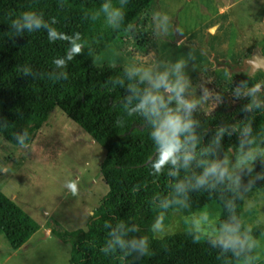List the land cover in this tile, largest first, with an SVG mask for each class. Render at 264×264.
Returning a JSON list of instances; mask_svg holds the SVG:
<instances>
[{
  "label": "trees",
  "instance_id": "obj_1",
  "mask_svg": "<svg viewBox=\"0 0 264 264\" xmlns=\"http://www.w3.org/2000/svg\"><path fill=\"white\" fill-rule=\"evenodd\" d=\"M151 1L128 0L121 5L120 0H112L114 6L125 11L124 22L114 29L100 12L104 0H0V136L19 145L15 134L27 132L29 144L51 110L58 107L104 148L99 170L108 191L90 214L86 227L72 231L49 227L55 237L70 245L68 264H245L243 258L237 260L230 253L219 256L218 249L203 241L194 243L185 232L184 218V230L178 233L157 238L148 231L156 214L148 201L154 193L167 194L170 188L163 175L150 176L145 166L153 149L140 120L125 118L124 126L115 124L121 115L120 101L127 92L120 86L113 87L111 80L122 75L125 66L96 64L93 57L110 42L122 39L128 31L127 25H133ZM27 10L41 14L49 23L55 18L54 27L68 36L81 33L85 47L65 69L68 79H56L54 74L59 70L52 64L54 57L66 51L67 40L49 42L43 28L16 34L11 27V21ZM25 68L30 70L27 74ZM246 102V99L223 98L210 112L199 107L194 115L211 132L216 124L239 118V109ZM261 127H264V114L257 112L253 119L254 132ZM234 142V136L225 137L226 145ZM262 169L264 165L258 162L256 170ZM134 186L139 187L134 191ZM256 187H264V182L258 181ZM221 195L229 194L204 189L190 191L187 206L177 207L176 211L190 215L217 204L222 222L229 213L221 206ZM236 213L243 224V201L237 200ZM119 220L139 226L140 231L129 233V238L149 236L153 253L150 257L135 253L122 257L119 250L108 254L101 251L108 232L105 224L114 226ZM38 229L39 224L0 191V231L10 248L18 249ZM263 231L264 225L257 224L251 234L257 239ZM254 256L255 250L246 264H264V258L256 261Z\"/></svg>",
  "mask_w": 264,
  "mask_h": 264
},
{
  "label": "rangeland",
  "instance_id": "obj_2",
  "mask_svg": "<svg viewBox=\"0 0 264 264\" xmlns=\"http://www.w3.org/2000/svg\"><path fill=\"white\" fill-rule=\"evenodd\" d=\"M150 10L169 13L180 31L167 41L158 40ZM189 51L196 57L195 68L189 65L192 78L223 98L232 99V90L241 81L264 83V0H152L131 31L110 42L93 61L126 66L173 60ZM216 105L210 99L200 107L210 112ZM104 156V148L58 107L51 110L27 147L0 136V191L39 224L16 250L0 231V264H68L70 245L55 237L49 227L67 231L86 227L108 191L99 170ZM66 180L75 182V194L66 190ZM246 200L255 201V207L249 209ZM246 200L243 225H264V187L255 186ZM203 211L219 225L217 204ZM187 216L170 211L166 235L184 230L182 219ZM257 240L261 247L255 249L254 258L259 261L264 258V231Z\"/></svg>",
  "mask_w": 264,
  "mask_h": 264
},
{
  "label": "clouds",
  "instance_id": "obj_3",
  "mask_svg": "<svg viewBox=\"0 0 264 264\" xmlns=\"http://www.w3.org/2000/svg\"><path fill=\"white\" fill-rule=\"evenodd\" d=\"M126 3L128 0H120L121 5ZM100 12L114 29H119L125 20L123 7L114 6L112 0H104ZM150 16L153 35L158 40L167 41L174 31H180L172 23L169 13L150 10ZM56 23L55 18L49 23L41 14L27 10L11 21V27L16 34L43 28L49 42L67 40L64 54L52 60L59 70L54 74L55 78L66 80L68 72L65 69L84 49L85 41L79 32L68 36L59 31L54 27ZM132 28L129 23L126 30L131 31ZM195 60L196 57L189 51L168 61L128 63L123 74L111 80L113 87L120 86L127 92L120 101L121 115L115 124L124 126L125 118L140 120L147 129L153 149L145 166L150 176L159 178L163 175L170 188L167 194L154 193L148 201L156 210L148 226L152 236L163 238L168 233L167 213L170 209L186 207L190 191L204 189L210 193H227L229 195L220 197L221 206L229 213L226 220L217 226L207 211L193 212L184 218L185 232L194 243L203 241L209 247L218 249L219 256L230 253L237 260L243 258L246 264L250 254L261 247V242L251 234L250 225L242 224L236 208L237 200L245 201L246 194L257 182H264V169L256 170L258 162L264 165V127L258 132L253 129L256 113L264 114V83L253 85L246 80L237 83L232 90L233 98L247 100L239 109L240 117L216 124L209 132L194 113L210 99L217 104L222 103L223 97L192 78L189 65L195 68ZM253 64L255 66V62ZM29 71L24 69L25 74ZM197 91L198 95L195 94ZM233 136L235 142L226 145L225 137ZM15 141L21 147H27L28 133L15 134ZM138 187L134 186L133 190ZM65 188L72 194L77 191L72 180L65 181ZM246 206L254 208L255 201L246 200ZM105 228L108 232L101 248L103 253L119 250L122 257L133 253L139 257L153 254L149 236L133 235L129 238V233L140 231L137 224L119 220L114 226L106 223Z\"/></svg>",
  "mask_w": 264,
  "mask_h": 264
}]
</instances>
